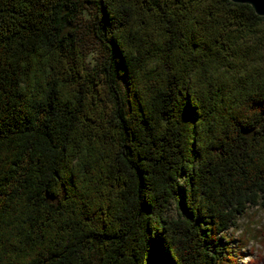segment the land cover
I'll return each mask as SVG.
<instances>
[{
    "label": "trees",
    "instance_id": "1",
    "mask_svg": "<svg viewBox=\"0 0 264 264\" xmlns=\"http://www.w3.org/2000/svg\"><path fill=\"white\" fill-rule=\"evenodd\" d=\"M263 202L251 5L0 0V264H236Z\"/></svg>",
    "mask_w": 264,
    "mask_h": 264
},
{
    "label": "rangeland",
    "instance_id": "2",
    "mask_svg": "<svg viewBox=\"0 0 264 264\" xmlns=\"http://www.w3.org/2000/svg\"><path fill=\"white\" fill-rule=\"evenodd\" d=\"M87 59L92 63L94 53H89ZM178 208L170 207L169 213L175 215ZM237 227L229 228L220 241L222 255L236 264H250L262 249V242L253 236V233L264 225V202L250 207L244 216L237 220Z\"/></svg>",
    "mask_w": 264,
    "mask_h": 264
},
{
    "label": "water",
    "instance_id": "3",
    "mask_svg": "<svg viewBox=\"0 0 264 264\" xmlns=\"http://www.w3.org/2000/svg\"><path fill=\"white\" fill-rule=\"evenodd\" d=\"M235 3H246L253 7L256 14L264 16V0H230Z\"/></svg>",
    "mask_w": 264,
    "mask_h": 264
}]
</instances>
